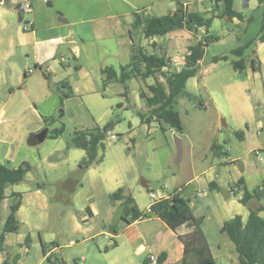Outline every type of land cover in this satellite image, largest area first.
Returning <instances> with one entry per match:
<instances>
[{
    "label": "crops",
    "instance_id": "obj_1",
    "mask_svg": "<svg viewBox=\"0 0 264 264\" xmlns=\"http://www.w3.org/2000/svg\"><path fill=\"white\" fill-rule=\"evenodd\" d=\"M208 1L210 5L205 18L211 16L212 10L215 15L220 16L222 5L215 4L212 0ZM120 2L136 8L133 17L128 18L127 22L132 26L136 18L135 13L151 16L156 5V2L148 3L141 11L129 0H120ZM182 2L190 11L188 3ZM24 3L28 4L26 1L21 3L20 0H0V89L8 90L7 99L0 100V146H6L9 150H4L0 154V164L8 163L6 166L10 168L19 166L9 163L15 158L26 135L40 128V106L44 104V101H50V107L46 108L48 110L44 114H51L57 105H55V98H61V94H65L68 99L80 96L84 98V94L95 93L99 86L106 89L113 84L102 86L101 71L104 68L112 67L119 70L110 66L105 59L98 58L94 61L86 55L88 59L85 64L87 65L80 63L79 60L84 52L83 47L89 43L108 50L107 45L102 43L103 40L111 31L120 36L119 18L127 15V13H111L88 17L80 21L70 19L67 21L62 18L63 24L72 25L73 29L53 26L48 31L54 30L56 36L50 35L47 38L44 35L43 39H38L40 30L34 27L36 18L31 7L27 11L33 21L30 29L15 25L13 20L15 12L21 10ZM47 4L50 5V1H47ZM164 6L167 13H170L175 9L176 4L167 1ZM233 8L242 14L244 20L240 21L236 18L229 20L227 17L213 19L208 32L216 36L218 40L205 48L204 56L198 62L196 75L186 81L185 89L192 96L193 112H187L185 117L179 114L183 126V134L179 135L182 138L183 147L180 167L171 168L170 164L174 155L168 144L164 163L157 167L158 171L155 175H148L154 178L153 180L162 181L157 190L151 187L147 189L149 200L142 204L140 194H134L133 186L123 181L119 177L120 174L118 176L115 174V177L113 176L106 183L109 186L106 190L109 196L118 189H122L123 194L131 196L137 208L149 216L127 224L122 218L116 222L113 219L114 211L121 201H115L108 209L102 211L96 204L86 207L89 218L101 217L103 228L96 233V236H104L108 242L105 248L124 249L125 254L123 258L116 259L117 264H143L144 260L149 261V256L157 259L162 253L166 254L164 264H180L184 256V246L179 236L195 231H201L204 234L215 264H238L234 244L221 232V227L225 221L236 216L240 217L243 224L246 223L249 210L239 202L245 191L252 192L258 188L262 190L263 195L259 204L263 210L259 216L264 219V40L257 39L264 26V5L259 4L258 0L255 2L248 0L242 1L240 8L235 6L234 1ZM249 9L252 12H245ZM256 10L260 12L258 16H254L253 12ZM23 14L25 11L21 13L22 21L25 19ZM58 14L62 16L61 13ZM250 16L253 19L247 22L246 19ZM112 20L113 25L110 24ZM255 21L259 23V31L256 34H250L249 27ZM77 25L83 27L77 30ZM216 26L217 29H215ZM200 31L201 34H199ZM204 34H207L205 29L200 28L195 35L185 30L173 31L166 35L169 37L167 48L171 49L169 51L160 47L159 49L170 62L169 70L174 69L175 66H179L181 70L188 47L200 40ZM81 35H86V41ZM51 38H64V40L62 43L51 44L49 42ZM253 39L256 41L244 52L245 69L235 70L232 61L238 60V57L233 55L232 51ZM146 40L150 45L156 42V38ZM214 45H228V47L224 51L208 55L209 49ZM140 48L146 52L144 47L140 46ZM21 54H24L28 60L22 65L21 60L17 58L21 64L12 62L10 71L6 74L1 69V64ZM130 56L128 51L124 52L125 63L120 64L119 68L130 61ZM220 56H226V59L213 61V58ZM44 74L48 75L49 80ZM152 83L153 81L149 84L144 82L143 85L147 87ZM189 85L192 86V92L187 90ZM144 86L140 91L147 93ZM122 96H125V92ZM118 106L122 108V104L119 103ZM21 117L24 118V123H16V120ZM140 123L148 134L157 128L160 129L154 119L150 122L144 120V123L140 120ZM89 126L81 125V128L76 130H90L97 127ZM115 128L114 126L109 133L117 138ZM168 131L174 134L173 131ZM235 132L240 134L236 136ZM213 146L215 149H212ZM78 150L81 151L79 154L81 158L84 157L85 152ZM257 150L259 153L255 154ZM63 156L65 154H61L60 157ZM145 163L148 168L155 166L157 162L153 156H150ZM240 180L243 181L235 187V194L224 195L210 188V184L214 183L217 187L227 190L230 185ZM188 184L194 185L193 193L189 197L193 221L176 230H171L156 215L149 213L150 206L161 199L168 198L176 189L182 192ZM9 187L5 189L6 197ZM150 193L153 194V199L150 198ZM5 200L6 198L3 202ZM256 205L258 202H253V206ZM87 216H83L82 220L87 222ZM111 227L115 228L116 232H113ZM4 249L3 246V251L0 252V264L8 259ZM58 249L59 247L53 248L50 252ZM48 254L47 252L44 258ZM63 262L67 264L66 261L63 260ZM148 264L151 263L148 262Z\"/></svg>",
    "mask_w": 264,
    "mask_h": 264
},
{
    "label": "rangeland",
    "instance_id": "obj_2",
    "mask_svg": "<svg viewBox=\"0 0 264 264\" xmlns=\"http://www.w3.org/2000/svg\"><path fill=\"white\" fill-rule=\"evenodd\" d=\"M24 1L30 4L35 14L34 27L40 30L38 39H43L44 35L47 38L50 35L56 36L54 30L48 31L53 26L73 29L72 25L63 24L62 18L67 21L68 19L80 21L88 17L104 16L111 13H127L126 16L119 18V22H121L120 36L111 31L103 40L102 43L107 45L108 50L100 48L94 43L83 47L84 52L79 62L84 65H87L85 63L88 56L94 61L98 58L105 59L110 66L119 69V65L125 63L124 52L128 51L131 54L130 49L133 47L137 49L142 46L146 49V53L158 55L161 54L159 47L168 51L171 49L167 48L169 37L166 35L156 37L155 45L147 44L148 41L144 38L141 28H135L127 23L128 18L133 17L136 8L123 4L120 0H20L21 3ZM47 1H50V5L47 4ZM129 1L135 3L141 11L148 3L156 2L151 16H164L169 14L165 10V2L175 3L176 0ZM182 1L188 3L190 11L200 13L204 17L208 15L207 8L210 5L208 0ZM242 1L244 0H235V6L241 8ZM255 1L257 0H251V2ZM245 12L249 13L252 10H245ZM58 13H61L62 16H59ZM253 13L254 16L260 14L257 10ZM15 14L13 17L15 25L30 29L33 22L32 16L25 11L23 14L25 19L21 23H17V11ZM110 24L113 25V20L110 21ZM81 27L77 25L76 29L80 30ZM258 31L259 23L255 21L250 25L249 32L256 34ZM81 36L86 41V35ZM97 44H99L98 41ZM227 47L228 45H214L209 49L208 55L224 51ZM17 58L21 61H17ZM27 60L24 54L14 56L2 63L1 69L7 74L12 62H21L23 65ZM60 70L63 72L61 67ZM160 80L164 82V79L160 78ZM152 81V78L147 80L131 79L125 85L113 83L106 89L99 86L95 93L84 94V98L80 96L68 99L65 94H61V98H55V105H57L51 114H44L48 110L46 108L50 107V101H44V104L40 106V128L26 135L15 158L9 163L10 165H21L24 161L31 169L21 183L8 188L6 200L2 203L0 232L12 203L11 193H20L22 196L21 206L16 213L19 230L6 234L4 237V252L8 259L18 255L20 257L19 264H52L51 262L63 260L67 264H117L116 259L123 258L125 254L123 248L105 249L108 244L107 240L104 239V236H96V233L103 228L101 217L89 218L86 207L96 204L102 211L114 204L106 192L109 187L106 183L110 178L115 177V174L117 176L120 174L119 177L123 181L133 186L134 194H140L141 204L146 203L149 200L147 189L151 187L153 190H157L160 181H162L153 180L154 178L148 177V175H155L158 171L157 167L164 163L168 144L174 155L170 164L171 168L178 169L180 167V164H175L176 147L172 137L173 133H170L165 127V131L157 128L148 134L140 123V114L146 112V107L139 98V91L141 88L143 89L144 82L149 84ZM144 89L147 91L146 86ZM187 90L192 92V86H187ZM125 91L127 92L126 97L122 96ZM7 95V89H0V100H6ZM192 101L187 97L177 99L176 109L181 117H185L187 112H193ZM119 103L122 104V108L118 106ZM23 120L22 117L18 118L16 123L23 124ZM109 121L116 123V140L110 139L109 136L106 137L103 161L88 169L79 185H73L68 181V177L70 172L76 169L81 159L79 155L81 151L70 145L72 133L76 129H80L81 125H90V128L101 127ZM61 127L64 130L63 134L59 138L53 139L51 137L53 129ZM44 128L48 129L47 138L37 145L29 144L28 138ZM4 150L9 151L6 146H0V154ZM61 154H65V156L60 157ZM150 156H153L157 163L155 166L147 168L145 162ZM7 164L5 163V165ZM37 184H41L42 187L38 189ZM117 209L114 211V222L121 219ZM85 215L88 219L87 222L82 220ZM26 237L29 238V242L25 241ZM41 244L45 245L46 253H49L47 256L51 258L50 261L44 258ZM56 247L59 249L50 252Z\"/></svg>",
    "mask_w": 264,
    "mask_h": 264
},
{
    "label": "trees",
    "instance_id": "obj_3",
    "mask_svg": "<svg viewBox=\"0 0 264 264\" xmlns=\"http://www.w3.org/2000/svg\"><path fill=\"white\" fill-rule=\"evenodd\" d=\"M215 4L222 5V14L220 16L212 14L205 18L197 12L188 11L181 0H176L175 9L164 16H142L135 13V22L133 27L141 28L145 39L165 36L173 31L185 30L192 34H197L200 28H204L207 34L188 47V53L185 55L184 66L181 70L176 71L175 68L169 70L170 62L161 54H148L142 48L131 49L130 61L121 66L119 70L112 67L104 68L101 73L103 76L102 86L111 83H120L125 85L131 79L146 80L153 79V83L147 86V93L140 91L139 95L142 99L146 112L140 114V120L150 122L152 119L159 124L160 129L165 131H173L175 134H183V126L180 120L178 110L176 109L177 99L187 97L192 99L185 89L186 81L196 75L198 71V62L203 58L205 48L211 43L216 42L218 38L208 32L214 18L227 17L229 20L236 18L240 21L244 20L241 13L233 8L235 0H212ZM248 0H244L247 2ZM259 4L264 5V0H258ZM19 9V7H17ZM252 16L246 19L250 22ZM258 40H264V26L261 28ZM256 41L253 39L246 44L239 46L232 51L238 60L232 61V66L237 71L245 69L244 52ZM155 45V44H152ZM226 56L213 58V61L225 60ZM167 70H166V69ZM49 80L47 74H44ZM164 79V82L160 80ZM64 95V94H63ZM127 92L125 91V97ZM65 97H67L65 95ZM114 121H109L105 125L95 127L90 130H76L70 137V145L73 148L81 149L85 152L84 157L80 159L74 171L70 172L68 181L73 185H79L83 175L94 164L103 160L105 150L104 140L108 133L115 126ZM63 128H56L52 131V138L57 139L63 134ZM48 134V131H47ZM46 134V138H47ZM240 133L235 132L238 136ZM215 149V146L212 147ZM31 167L22 163L16 168H10L4 164H0V214L2 202L6 198L5 189L8 186H14L21 183L30 171ZM243 180L238 181L234 185H230L227 190L217 187L211 183L210 188L222 192L224 195L234 193L233 189L240 185ZM38 189L42 187L37 184ZM263 195L261 189L252 192L245 191L239 202L248 208L249 216L245 224L242 223L239 216L224 222L221 232L224 233L234 244L237 253L238 264H264V219L259 216L263 207L259 201ZM10 197L12 203L9 206V213L2 226L0 232V252L3 251V242L6 234L15 233L19 230V222L16 213L21 206V194L13 192ZM112 202L121 201L118 206L121 218L127 223L144 219L149 214L140 211L134 200L129 195H124L122 189L110 194ZM253 202L258 205L253 206ZM149 213L156 215L171 230L193 221V215L190 208V198H184L180 190H174L168 198L161 199L150 206ZM113 232L116 229L111 227ZM179 240L184 246V256L180 264H215L210 252L208 243L201 231H195L188 235L179 236ZM26 242L29 238L26 237ZM42 252L46 255V248L41 244ZM108 250V248H105ZM47 260H51L49 256ZM166 254L162 253L157 257L156 264H164ZM19 257L14 256L11 260L5 259L2 264H18ZM149 261L144 260L143 264ZM52 264H65L63 261L51 262Z\"/></svg>",
    "mask_w": 264,
    "mask_h": 264
},
{
    "label": "water",
    "instance_id": "obj_4",
    "mask_svg": "<svg viewBox=\"0 0 264 264\" xmlns=\"http://www.w3.org/2000/svg\"><path fill=\"white\" fill-rule=\"evenodd\" d=\"M22 9L18 10L17 12V16H18V22L22 21ZM48 129L44 128L43 130H41L39 133L31 135L28 138V142L31 145H37L39 143H41L45 138H46V134H47ZM173 141L176 147V157H175V164L179 165L182 159V152H183V148H182V138L178 135V134H173ZM194 190V185L193 184H188L181 192V195L184 198H189Z\"/></svg>",
    "mask_w": 264,
    "mask_h": 264
},
{
    "label": "built area",
    "instance_id": "obj_5",
    "mask_svg": "<svg viewBox=\"0 0 264 264\" xmlns=\"http://www.w3.org/2000/svg\"><path fill=\"white\" fill-rule=\"evenodd\" d=\"M29 9H30L29 4H25V3L22 4V10H23V12L24 11H28ZM63 40H64V38H51L49 40V42L51 44H58V43H62ZM184 62H185V59L183 58V63ZM174 68H175L176 71H179L180 70V67L179 66H175ZM0 122H1V120H0ZM108 135H109V138L110 139H112V140H115L116 139V136L114 134L108 133ZM258 153H259L258 150L255 151V154H258ZM233 191L235 192L236 191V188H234ZM153 197H154L153 194L150 193V198L153 199ZM148 259H149V262L151 264H156L157 259L154 256H149Z\"/></svg>",
    "mask_w": 264,
    "mask_h": 264
}]
</instances>
